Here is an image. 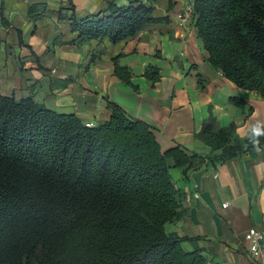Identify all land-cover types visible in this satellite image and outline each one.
<instances>
[{
  "label": "trees",
  "instance_id": "obj_1",
  "mask_svg": "<svg viewBox=\"0 0 264 264\" xmlns=\"http://www.w3.org/2000/svg\"><path fill=\"white\" fill-rule=\"evenodd\" d=\"M47 12L46 4L34 3L28 17ZM193 15L209 64L264 99V0H194ZM57 18L76 34L72 42L112 43L167 20L139 0L123 7L111 1L86 15L68 3ZM1 23L9 26L3 9ZM18 37L22 44L20 30ZM113 62L114 74L137 91L130 70ZM145 76L151 86L160 78L154 66ZM106 107L109 118L88 126L31 95L0 94V264H209L201 249L184 248L188 238L165 231L180 216L182 198L168 160L186 174L254 149L243 147L233 124L214 129L210 116L200 137L219 154L204 158L179 146L163 152L148 124L109 100Z\"/></svg>",
  "mask_w": 264,
  "mask_h": 264
},
{
  "label": "crops",
  "instance_id": "obj_2",
  "mask_svg": "<svg viewBox=\"0 0 264 264\" xmlns=\"http://www.w3.org/2000/svg\"><path fill=\"white\" fill-rule=\"evenodd\" d=\"M111 1L123 7L133 0H0V94L31 95L47 109L75 114L88 126L109 118V100L148 124L163 152L179 146L204 158L219 154L200 137L210 116L214 129L233 124L239 138L246 125L264 121V99L209 64L195 27L194 0H139L153 7L154 17L167 20L147 24L117 43L108 38L72 42L76 34L57 18L68 3L86 15ZM34 3L46 4L48 12L29 18ZM2 9L9 26L1 23ZM115 58L130 70L137 91L114 74ZM148 66L160 76L153 86L145 76ZM168 164L182 198L180 216L165 224V231L188 238L184 248L201 249L209 264H251L245 234L252 228L264 231V148L186 174L171 159Z\"/></svg>",
  "mask_w": 264,
  "mask_h": 264
},
{
  "label": "built area",
  "instance_id": "obj_3",
  "mask_svg": "<svg viewBox=\"0 0 264 264\" xmlns=\"http://www.w3.org/2000/svg\"><path fill=\"white\" fill-rule=\"evenodd\" d=\"M245 239L249 242L247 252L251 264H264V231L252 228L246 232Z\"/></svg>",
  "mask_w": 264,
  "mask_h": 264
},
{
  "label": "clouds",
  "instance_id": "obj_4",
  "mask_svg": "<svg viewBox=\"0 0 264 264\" xmlns=\"http://www.w3.org/2000/svg\"><path fill=\"white\" fill-rule=\"evenodd\" d=\"M261 137H264V121L255 120V122L249 123L245 128L243 139L246 141V143H244L243 147L245 149L251 147L256 151H261Z\"/></svg>",
  "mask_w": 264,
  "mask_h": 264
}]
</instances>
